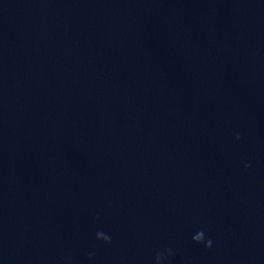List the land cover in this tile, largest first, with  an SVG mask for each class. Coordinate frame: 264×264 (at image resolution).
Here are the masks:
<instances>
[{
    "label": "water",
    "instance_id": "95a60500",
    "mask_svg": "<svg viewBox=\"0 0 264 264\" xmlns=\"http://www.w3.org/2000/svg\"><path fill=\"white\" fill-rule=\"evenodd\" d=\"M158 252L264 264V0H0V264Z\"/></svg>",
    "mask_w": 264,
    "mask_h": 264
},
{
    "label": "clouds",
    "instance_id": "9594fccd",
    "mask_svg": "<svg viewBox=\"0 0 264 264\" xmlns=\"http://www.w3.org/2000/svg\"><path fill=\"white\" fill-rule=\"evenodd\" d=\"M237 139H239V135H237ZM248 165H246L247 167ZM97 236V239L98 240H103L104 242L106 243H110L111 242V238L108 236V235H105L103 232H98L96 234ZM193 240L196 242V243H204L205 247L206 248H211L212 247V241L211 240H207L205 242V238H204V233L203 232H200L198 234H196L194 237H193ZM168 254L171 255L172 254V251L171 249H168ZM91 255L90 254V258H91ZM163 259V255L161 253H157L156 254V261H157V264H160V261Z\"/></svg>",
    "mask_w": 264,
    "mask_h": 264
}]
</instances>
